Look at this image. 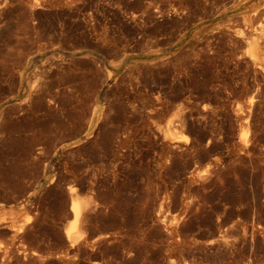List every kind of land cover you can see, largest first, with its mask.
Returning <instances> with one entry per match:
<instances>
[{
	"label": "rangeland",
	"instance_id": "374dc122",
	"mask_svg": "<svg viewBox=\"0 0 264 264\" xmlns=\"http://www.w3.org/2000/svg\"><path fill=\"white\" fill-rule=\"evenodd\" d=\"M154 1L0 0V264H183L173 228L202 264L264 260V13ZM70 186L97 200L74 241Z\"/></svg>",
	"mask_w": 264,
	"mask_h": 264
},
{
	"label": "bare ground",
	"instance_id": "6f19581e",
	"mask_svg": "<svg viewBox=\"0 0 264 264\" xmlns=\"http://www.w3.org/2000/svg\"><path fill=\"white\" fill-rule=\"evenodd\" d=\"M250 0H230L229 2H223V0H193V2H186L185 0H155V14L158 17H174V16H180L181 14H184L188 11H191L193 7L195 6H201L202 11L206 15H216V16H224L228 17L231 16L230 12L233 10H236L238 8H241L245 3H247ZM193 3V4H192ZM254 11L258 14L264 13V0H258L254 1L252 3H249L245 7V11L242 12L241 18L243 21H248L250 18H252L253 14L251 15L250 12ZM254 46L251 47V54L253 56H261L260 49L257 47L256 42H253ZM249 107L253 106L256 102V95L252 94L248 97ZM95 115L96 110H94L91 113V116L86 124L87 127V133L86 135H91L93 132V127L95 126ZM2 118L3 115L1 116ZM249 117V115H248ZM250 130V123L248 122V119L245 120V124L243 126V132L247 133ZM10 130L5 125L4 119H1L0 124V144L3 143L6 138L9 136ZM181 140V136L176 135L170 138L166 144L170 146L169 144H174ZM173 141V142H172ZM248 140L245 139L244 144L246 147H248ZM64 147V146H63ZM62 147V148H63ZM76 188L73 186L69 187V192L71 196V205H70V211L72 214V219L68 222L66 231L67 236L70 240H77L79 238H82L84 236V220L86 217V211L88 208H93L97 205V200L93 199L92 197L88 198H81L76 193ZM1 205V203H0ZM30 221V217L19 219L18 221H14L11 224L10 233L13 237L17 235V233L21 232L25 225L28 224ZM181 235L178 229L173 228L170 231V246L172 247L170 256L179 254L182 257L183 264H202V262L196 261L194 258V255L191 253H188L185 255L182 248L186 245L192 246L195 244V241L192 239H185L180 240L178 237ZM222 237H226L224 234ZM6 252H0V259L6 256ZM188 256L190 257V260L188 259ZM219 264H226L222 262ZM258 264H264V260H261Z\"/></svg>",
	"mask_w": 264,
	"mask_h": 264
}]
</instances>
